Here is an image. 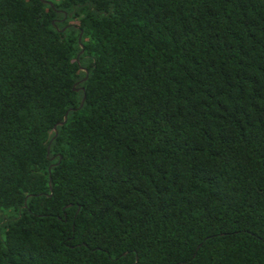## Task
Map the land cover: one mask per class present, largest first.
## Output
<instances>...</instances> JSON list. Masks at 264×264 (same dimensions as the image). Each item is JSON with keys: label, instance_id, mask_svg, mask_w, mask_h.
<instances>
[{"label": "trees", "instance_id": "1", "mask_svg": "<svg viewBox=\"0 0 264 264\" xmlns=\"http://www.w3.org/2000/svg\"><path fill=\"white\" fill-rule=\"evenodd\" d=\"M0 264H264V0H0Z\"/></svg>", "mask_w": 264, "mask_h": 264}, {"label": "water", "instance_id": "2", "mask_svg": "<svg viewBox=\"0 0 264 264\" xmlns=\"http://www.w3.org/2000/svg\"><path fill=\"white\" fill-rule=\"evenodd\" d=\"M43 3H47V4H49L48 2H45V1H42ZM78 42H79V39H78ZM79 47H80V52L82 51V46L81 45H79ZM84 73H85V77H84V79L82 80V81H84L85 79H86V71H84ZM81 103H82V100H81V102H80V105H81ZM65 115L63 116V119H62V122H60V123H58L57 125L58 126H60V125H62L63 123H64V121H65ZM52 132L55 134V127H53L52 128ZM48 185H49V181H48Z\"/></svg>", "mask_w": 264, "mask_h": 264}]
</instances>
